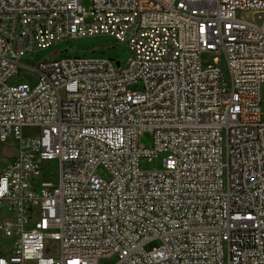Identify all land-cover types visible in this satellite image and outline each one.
I'll return each mask as SVG.
<instances>
[{"label": "built area", "instance_id": "2783aa9c", "mask_svg": "<svg viewBox=\"0 0 264 264\" xmlns=\"http://www.w3.org/2000/svg\"><path fill=\"white\" fill-rule=\"evenodd\" d=\"M91 1L0 0V264H264V0Z\"/></svg>", "mask_w": 264, "mask_h": 264}, {"label": "rangeland", "instance_id": "374dc122", "mask_svg": "<svg viewBox=\"0 0 264 264\" xmlns=\"http://www.w3.org/2000/svg\"><path fill=\"white\" fill-rule=\"evenodd\" d=\"M83 6L90 10L92 7L91 0H84ZM239 17H244L246 19L253 18L252 14H241ZM59 53V56L66 55H74V56H87V57H110L112 59L119 60L123 63V65L127 62L130 52L127 44L117 41L112 36H88L76 38L74 40H69L65 42L57 43L54 47L46 50H38L34 55L24 58V63L30 66L35 67L41 60L55 57L54 54ZM215 54L213 53H204L201 57L202 65L207 67L213 64V58ZM26 76L30 79L34 80L37 75L29 74V71H24ZM16 84L15 81H11L10 85ZM132 91H141L143 89V85L141 83L132 85L129 87ZM262 95L264 102V85L262 87ZM34 132H25V134H32ZM153 139L150 133H145L141 137L140 143L150 147L152 145ZM16 148L12 140H9L7 143L0 146V158H4L6 161H9L12 156L15 155ZM164 156H159L158 159L149 161L142 160L141 167L143 170H152V169H162ZM56 163H52L49 165L50 168L47 167L49 172L53 171L52 168H55ZM97 174L104 179L108 178V174L102 168L98 169ZM47 179L55 178L54 173L49 174ZM50 247L54 246V242H48ZM159 246L158 241H153L146 246L147 251H151L152 249ZM53 251V250H52Z\"/></svg>", "mask_w": 264, "mask_h": 264}, {"label": "crops", "instance_id": "0c3cea01", "mask_svg": "<svg viewBox=\"0 0 264 264\" xmlns=\"http://www.w3.org/2000/svg\"><path fill=\"white\" fill-rule=\"evenodd\" d=\"M13 143H14V145H15V148H16V152H15V155L17 154V147H16V143L13 141ZM14 155V156H15ZM14 156H12V157H14Z\"/></svg>", "mask_w": 264, "mask_h": 264}]
</instances>
